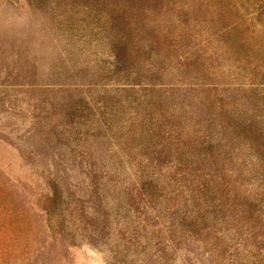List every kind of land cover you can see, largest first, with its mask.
<instances>
[{"label":"rangeland","instance_id":"1","mask_svg":"<svg viewBox=\"0 0 264 264\" xmlns=\"http://www.w3.org/2000/svg\"><path fill=\"white\" fill-rule=\"evenodd\" d=\"M0 264H264V0H0Z\"/></svg>","mask_w":264,"mask_h":264},{"label":"trees","instance_id":"2","mask_svg":"<svg viewBox=\"0 0 264 264\" xmlns=\"http://www.w3.org/2000/svg\"><path fill=\"white\" fill-rule=\"evenodd\" d=\"M245 123V122H244Z\"/></svg>","mask_w":264,"mask_h":264}]
</instances>
